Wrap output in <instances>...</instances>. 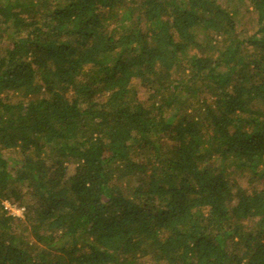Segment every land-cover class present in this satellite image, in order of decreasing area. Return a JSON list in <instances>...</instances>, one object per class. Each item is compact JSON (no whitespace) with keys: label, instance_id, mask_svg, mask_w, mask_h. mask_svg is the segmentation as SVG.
Here are the masks:
<instances>
[{"label":"trees","instance_id":"16d2710c","mask_svg":"<svg viewBox=\"0 0 264 264\" xmlns=\"http://www.w3.org/2000/svg\"><path fill=\"white\" fill-rule=\"evenodd\" d=\"M262 167L264 0H0V264H264Z\"/></svg>","mask_w":264,"mask_h":264},{"label":"rangeland","instance_id":"374dc122","mask_svg":"<svg viewBox=\"0 0 264 264\" xmlns=\"http://www.w3.org/2000/svg\"><path fill=\"white\" fill-rule=\"evenodd\" d=\"M137 85V84H136ZM143 92V91H141ZM143 96V94H141ZM264 169V167H262ZM231 175L237 180V183L247 190L256 189H264V179L259 178L256 175L248 173V171H232ZM5 206L8 208V212L13 215L20 216V218H24L23 208H17L14 205L9 204L8 201H4ZM145 262L150 264L153 262L149 257H145ZM153 264V263H152Z\"/></svg>","mask_w":264,"mask_h":264}]
</instances>
